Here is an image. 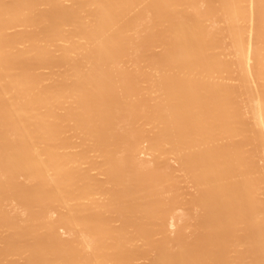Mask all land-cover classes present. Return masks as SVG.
Here are the masks:
<instances>
[{
	"label": "bare ground",
	"instance_id": "1",
	"mask_svg": "<svg viewBox=\"0 0 264 264\" xmlns=\"http://www.w3.org/2000/svg\"><path fill=\"white\" fill-rule=\"evenodd\" d=\"M0 264H264V0H0Z\"/></svg>",
	"mask_w": 264,
	"mask_h": 264
},
{
	"label": "rangeland",
	"instance_id": "2",
	"mask_svg": "<svg viewBox=\"0 0 264 264\" xmlns=\"http://www.w3.org/2000/svg\"><path fill=\"white\" fill-rule=\"evenodd\" d=\"M179 204H180V203H177L175 206H177V205H179ZM178 208H179V207H177V209H178ZM28 238H29V237L27 236L26 239H28Z\"/></svg>",
	"mask_w": 264,
	"mask_h": 264
}]
</instances>
